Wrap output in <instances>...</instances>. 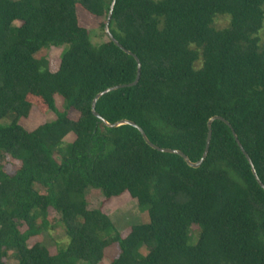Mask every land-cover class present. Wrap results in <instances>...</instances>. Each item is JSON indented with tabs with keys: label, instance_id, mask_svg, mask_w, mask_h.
<instances>
[{
	"label": "trees",
	"instance_id": "trees-1",
	"mask_svg": "<svg viewBox=\"0 0 264 264\" xmlns=\"http://www.w3.org/2000/svg\"><path fill=\"white\" fill-rule=\"evenodd\" d=\"M112 1L0 0V264H102L110 247L109 264H264V189L225 122L198 168L92 115L99 93L137 76L133 56L79 23L78 7L104 30ZM263 28L264 0H117L110 30L141 77L96 110L193 162L222 117L264 184ZM51 47L63 48L54 72L36 58ZM33 110L54 118L28 130ZM89 188L127 194L147 221L122 235L87 207ZM50 208L67 238L55 254L28 244L54 228Z\"/></svg>",
	"mask_w": 264,
	"mask_h": 264
},
{
	"label": "rangeland",
	"instance_id": "rangeland-1",
	"mask_svg": "<svg viewBox=\"0 0 264 264\" xmlns=\"http://www.w3.org/2000/svg\"><path fill=\"white\" fill-rule=\"evenodd\" d=\"M79 23L82 27L86 28L91 34V40L94 45L101 44L108 41V37L104 30H102V24H104L103 18L93 17L86 12H81L82 10L78 7ZM226 24V18L220 17L216 19L215 25L217 27H223ZM261 40L264 41V28L261 31ZM63 48L51 47L40 51L36 58H45L49 61V67L52 72L56 71L58 68L59 60L61 58ZM57 104L61 105V100L57 99ZM54 118V115L48 112L46 115H41L40 113L33 110L28 118L23 121V125L28 129L32 130L37 125L43 123L44 121H50ZM13 164V163H12ZM15 167L6 166L5 170L8 172H13ZM86 201L87 207L89 209L100 208L104 213H106L117 230L122 234L126 235L130 226L134 223H140L147 219L146 213L139 210L137 203L134 199L129 197L127 194H123L118 197H113L110 199H105L104 196L98 189L89 188L86 190ZM50 217L53 219L54 228L46 232L32 237L28 240V244H33L35 242H40L48 247L51 254H55L59 244L66 243V237L63 227L55 225V220H58L59 215L53 210H48ZM147 221V220H146ZM195 229V228H193ZM114 247L106 249V254L101 260L102 264H109V258L112 256ZM11 263L14 261L11 260Z\"/></svg>",
	"mask_w": 264,
	"mask_h": 264
},
{
	"label": "water",
	"instance_id": "water-1",
	"mask_svg": "<svg viewBox=\"0 0 264 264\" xmlns=\"http://www.w3.org/2000/svg\"><path fill=\"white\" fill-rule=\"evenodd\" d=\"M116 2L117 0H113L112 3H111V6H110V10H109V13H108V17H107V21L105 23V27H104V31H105V34L107 35L108 39H110L115 45H117L120 49H122L123 51H125L127 54L133 56L137 62V76H136V80L132 83V84H129V85H119V86H115V87H111L109 89H106L105 91L99 93L95 99L93 100V103H92V112L93 113L92 115L95 116L96 118H98L102 123H104V125L107 127V128H118V127H121V126H132L136 129L139 130V132L141 133L144 141L150 146V147H153L159 151H162V152H168V153H176V154H179L181 155L185 160L186 162L192 166V167H200L203 162L205 161L206 157L208 156V153H209V147H210V144H211V139H212V123L216 120H221L223 122L226 123V125L231 129L232 133H233V136L235 138V141L238 145V147L242 150L243 154L245 155L246 159L248 160L251 168H252V172L257 180V182L259 183V185L264 189V184L263 182L260 180L257 172H256V169H255V166L253 165V162H252V159L251 157L248 155V153L245 151L244 147L241 145L240 141H239V138L238 136L235 134V132L233 131V129L231 128V125L228 123V121L224 120L222 117H219V116H215L213 118H211L208 122V135H207V142H206V147H205V150H204V153H203V156L200 160H198L197 162H193L189 156L187 154H185L183 151L181 150H178V149H174V148H167V147H158L156 145H154L150 140L149 138L147 137L146 133L144 132V130L139 126L137 125L135 122L133 121H130V120H121V121H118L114 124H111L109 123L105 118H103L96 110V107H97V103L99 101V99L101 97H103L104 95L112 92V91H115V90H118V89H121V88H125V87H131V86H135L138 84L139 80H140V77H141V68H142V65H141V62L140 60L138 59V57L136 55H134L132 52L128 51L126 48H124L117 40L116 38L114 37V35L112 34L111 30H110V22L112 20V17H113V11H114V8H115V5H116Z\"/></svg>",
	"mask_w": 264,
	"mask_h": 264
}]
</instances>
